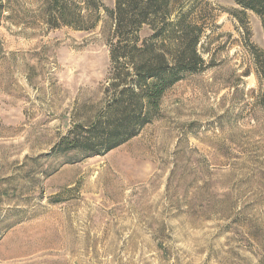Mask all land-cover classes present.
<instances>
[{
    "label": "rangeland",
    "instance_id": "rangeland-1",
    "mask_svg": "<svg viewBox=\"0 0 264 264\" xmlns=\"http://www.w3.org/2000/svg\"><path fill=\"white\" fill-rule=\"evenodd\" d=\"M204 1L206 68L168 90L135 138L80 160L53 148L102 101L106 32L48 29L34 0H8L0 264H264L263 29L233 0Z\"/></svg>",
    "mask_w": 264,
    "mask_h": 264
},
{
    "label": "trees",
    "instance_id": "trees-1",
    "mask_svg": "<svg viewBox=\"0 0 264 264\" xmlns=\"http://www.w3.org/2000/svg\"><path fill=\"white\" fill-rule=\"evenodd\" d=\"M34 0L33 19L48 29L106 32L109 66L100 104L85 119L73 123L54 146L56 154L73 153L80 160L104 155L131 139L160 116L166 92L186 76L206 68L199 45L215 15L204 0ZM254 13L264 34V0H233ZM0 0V19L9 12ZM253 59L264 107V57Z\"/></svg>",
    "mask_w": 264,
    "mask_h": 264
}]
</instances>
